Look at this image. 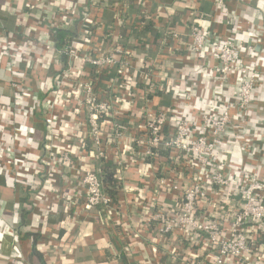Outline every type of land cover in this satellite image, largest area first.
Returning a JSON list of instances; mask_svg holds the SVG:
<instances>
[{
	"label": "built area",
	"instance_id": "obj_1",
	"mask_svg": "<svg viewBox=\"0 0 264 264\" xmlns=\"http://www.w3.org/2000/svg\"><path fill=\"white\" fill-rule=\"evenodd\" d=\"M13 1L2 7L13 11L15 28L0 24L6 69L45 67L50 79L8 74L0 177L22 185L35 206L47 204L43 226L61 205L60 222L76 229L77 247L85 243L83 224L96 215L129 258L146 250L151 232L154 245L138 264H264V149L259 136L233 123L264 83V49H256L264 28L240 5L264 0H210L209 14L199 0H163L153 9L151 0H135L138 26L153 21L160 28L155 42L123 39L128 16L120 0L111 3L110 23L100 18L99 1L29 0L23 8ZM176 13L187 31L177 29ZM58 29L72 35L56 48ZM16 115L42 128L25 129ZM104 163L115 180L113 197ZM131 165L139 176L129 187ZM50 180L49 192L36 189ZM26 202L20 204L28 209ZM5 206L0 200V218ZM1 226L0 237L14 236L11 225ZM13 254L9 263L25 264Z\"/></svg>",
	"mask_w": 264,
	"mask_h": 264
},
{
	"label": "crops",
	"instance_id": "obj_2",
	"mask_svg": "<svg viewBox=\"0 0 264 264\" xmlns=\"http://www.w3.org/2000/svg\"><path fill=\"white\" fill-rule=\"evenodd\" d=\"M4 1V0H0ZM29 0H14V6L20 5L22 8L28 3ZM99 1L101 10V19L110 23L113 20V10L111 9V3L115 0H93ZM125 3V13L128 16L127 24L121 27V34L123 39H128L127 37H144L147 40L156 41L158 36L157 25L153 21H148L145 26H138V9L139 5L135 0H120ZM163 0H151L148 4L150 9L155 8L157 2ZM198 4L202 13H211L212 5L210 0H199ZM240 10L247 14L249 18L260 28H264V3L258 2L252 5L242 4L240 5ZM11 12V11H10ZM9 12V13H10ZM180 17L179 13L173 16V22L175 23L177 29L180 32H185L187 29L178 22ZM4 24L10 30L14 29L16 26L15 15L9 14L5 18ZM135 22V23H134ZM200 22L205 23L201 20ZM257 26V27H258ZM138 27V28H137ZM213 28V25L211 26ZM216 29V26H215ZM217 29H221L218 27ZM254 33V30H251ZM262 39V45L258 44L257 51L264 49V36ZM147 55H151L152 51H147ZM6 59L0 56V72L2 76L0 77V93L3 96L9 97L11 89L9 86L8 74H13L14 72H19L22 74H27V69L24 66H17L10 69H6ZM6 69V72L3 70ZM47 71L45 67H35L29 70L27 77L28 81H46L49 78L47 76ZM41 76V77H40ZM209 83L212 85L211 81ZM254 100L252 104L248 107L246 115L242 120L235 118L233 123L237 126L242 127L243 133L245 135L252 134L256 137H260L259 147L264 149V83L260 85L254 91ZM169 98L165 95L161 97L162 103H169ZM7 114V113H6ZM22 127L25 129H32L37 124V127L42 128V123H36L32 119H27L22 116L16 115L14 117ZM40 135L38 134L37 137ZM262 145V146H261ZM107 165V164H106ZM104 167V164L101 165ZM259 173L264 176V158H262ZM138 167L136 165H131L128 171L125 172L126 180H128V186H134L138 182ZM9 182V181H8ZM4 177H0V200L5 201L6 206L4 208V218L9 225L12 226L14 236L5 233L3 241L0 243V264H8L9 261L14 260L15 256L13 253L18 252L21 254L22 261L25 264H138V260L141 256L148 255L151 247L154 245L151 240V232L145 238L146 250L142 253L141 250H137L131 258L123 254L120 246L117 244L115 235L108 229L105 228L104 221L96 215L87 219L83 225V232L85 235V243L81 246H75L74 239H76L75 231L70 224L60 222L63 215V206L56 205L53 208L51 214L46 217V229L41 232L38 227L43 226L41 216L47 214L48 207L45 205L44 201H41L35 206L34 199L29 194H25L24 187L20 184H15L13 181L8 183ZM9 184V185H8ZM133 193V192H132ZM27 200L28 209L26 205H22ZM131 203V215L134 219L131 221L130 226L135 228L138 222V215L134 213V208L132 205V195L130 199ZM128 207V206H127ZM129 208V207H128ZM48 215V214H47ZM108 228V227H107ZM28 230V231H26ZM32 233L36 238L35 243L28 239L31 235H26L27 237H21L24 233ZM141 239H142V235ZM21 246L19 250H15L16 241ZM20 238V239H19ZM83 240V241H84ZM37 247L38 253L35 251ZM17 248V247H16ZM36 254H35V253ZM165 261V258L163 259ZM12 264V263H9Z\"/></svg>",
	"mask_w": 264,
	"mask_h": 264
},
{
	"label": "trees",
	"instance_id": "obj_3",
	"mask_svg": "<svg viewBox=\"0 0 264 264\" xmlns=\"http://www.w3.org/2000/svg\"><path fill=\"white\" fill-rule=\"evenodd\" d=\"M6 0H4V1H0V15H1V20H0V24H1V26L3 27V28H5V29H7V30H10V28L8 27L7 28V26H6V24H4V20H6L5 18L6 17H8V15L9 14H13L14 15V13H13V11L11 10V12H10V10L8 11V10H5V9H3V7H2V5H3V3L5 2ZM19 5V4H18ZM20 6V5H19ZM10 12V13H9ZM207 15V14H206ZM206 15H204V16H206ZM15 20H16V17H15ZM72 35V33H71V31H69V30H64V29H58V30H56L54 33H53V40L55 41V46H56V48H59V47H62V45H64V43H65V39H67V38H69L70 36ZM1 71V70H0ZM47 74V73H46ZM0 76H2V74H1V72H0ZM47 76H49V77H46V78H49L50 79V75L49 74H47ZM41 77V76H40ZM4 99V97H3V94H1L0 93V100H3ZM102 170H103V172H104V182L106 183V191L107 192H109V195H111L112 197H113V195L115 194V187H116V185H115V180H114V178H113V173L112 172H110L109 170H108V165H106V163H104V167H102ZM54 182V180H50L49 181V183L47 184V185H44V186H40V185H37V183H35V185H37L36 186V189L37 190H40V191H42V192H49V187H48V185L50 184V183H53ZM8 183H10V182H8ZM9 185V184H8ZM9 225L8 224V222H6V220H5V218H4V214H3V216H2V218H0V227H2L1 225ZM26 231H28V230H26ZM28 234H32V233H24V235H21V237H27L26 235H28ZM4 236V235H3ZM0 237V242H2L3 241V238L4 237ZM34 235L32 234L31 235V237L29 236L28 237V239L30 240H32V243L34 242L35 243V240H36V238L35 237H33ZM20 239V238H19ZM35 251L38 253V251H37V247H35ZM35 253V252H34ZM36 254V253H35Z\"/></svg>",
	"mask_w": 264,
	"mask_h": 264
}]
</instances>
